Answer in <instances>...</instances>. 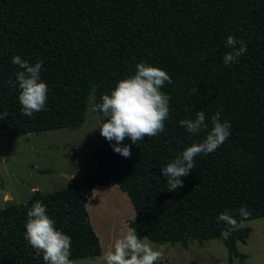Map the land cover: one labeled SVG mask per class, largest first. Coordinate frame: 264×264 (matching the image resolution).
<instances>
[{"label": "trees", "instance_id": "trees-1", "mask_svg": "<svg viewBox=\"0 0 264 264\" xmlns=\"http://www.w3.org/2000/svg\"><path fill=\"white\" fill-rule=\"evenodd\" d=\"M247 51L226 66L228 36ZM239 47V44H237ZM43 61L48 87L44 110L22 114L13 56ZM145 63L168 73L172 83L164 131L132 144L124 158L102 142L92 151L94 174L82 182L0 208V264H43L24 239L26 213L40 201L57 230L71 238L70 259L93 258L100 245L85 208L94 186L112 179L133 209L127 228L154 243H198L219 239L229 258L243 259L236 243L250 231L243 221L264 216V0H0V136L78 128L87 106L100 103L116 83ZM196 89V91H194ZM203 111L230 124L218 149L195 158L183 187L168 191L161 174L168 162L205 131L189 134L179 121ZM99 123L102 116L99 112ZM115 141L112 142L114 144ZM240 207L250 213L238 214ZM227 211L238 222H217Z\"/></svg>", "mask_w": 264, "mask_h": 264}, {"label": "clouds", "instance_id": "clouds-1", "mask_svg": "<svg viewBox=\"0 0 264 264\" xmlns=\"http://www.w3.org/2000/svg\"><path fill=\"white\" fill-rule=\"evenodd\" d=\"M225 47L232 49L223 56L226 66L236 63L247 51L246 44L231 35L227 37ZM11 63L18 67V71L15 72V80L8 83L18 88L22 114L32 117L34 113L44 110L47 101L48 87L41 80L43 61L37 60L33 64L17 55L12 57ZM135 68L134 75L118 81L110 95H103L102 102L96 103L92 109L102 116V122L97 127L100 135L111 144L115 153L124 158L131 156L128 145L120 146L125 138L137 145L145 137L159 135L164 131V122L168 120L170 112V96L161 91L166 82L172 83L168 73L143 62L136 64ZM8 115L7 111L0 112V119ZM179 124L189 134H199L203 130L206 135L201 142L187 146L160 169L169 192L184 186L181 178L195 167L196 157L216 151L230 135V124L221 122L219 112L212 115L210 129L203 111H197L195 119H182ZM238 214L243 219L250 215L246 207H240ZM26 216L24 239L37 256H42L44 264H73L70 259L71 238L56 229L54 221L46 213L45 205L40 201L33 203ZM217 222L234 228L238 226L237 220L227 211L218 215ZM163 255L162 249H154L137 236L134 228L129 227L107 252L105 264H157Z\"/></svg>", "mask_w": 264, "mask_h": 264}, {"label": "rangeland", "instance_id": "rangeland-1", "mask_svg": "<svg viewBox=\"0 0 264 264\" xmlns=\"http://www.w3.org/2000/svg\"><path fill=\"white\" fill-rule=\"evenodd\" d=\"M92 109L87 106L83 123L75 129L0 136V208L24 201L31 190L50 192L94 174L91 153L101 144L102 136L97 128L98 115ZM85 208L101 250L93 258L72 260L73 264H105L107 252L128 230L132 206L125 192L109 179L106 184L93 187ZM240 225L250 228L245 242L236 243L237 251L245 255L243 259L229 258L219 239L191 241L185 248L179 243L158 244L140 239L163 250L157 264H264V216Z\"/></svg>", "mask_w": 264, "mask_h": 264}]
</instances>
